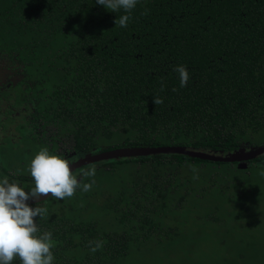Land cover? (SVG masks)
Here are the masks:
<instances>
[{"label":"trees","instance_id":"16d2710c","mask_svg":"<svg viewBox=\"0 0 264 264\" xmlns=\"http://www.w3.org/2000/svg\"><path fill=\"white\" fill-rule=\"evenodd\" d=\"M124 14L96 0H9L0 9V31L13 25L27 43L18 57L28 70L17 85L27 89L34 115L44 116L40 126L62 150H108L113 142V148L226 154L264 133V0H139L122 28L114 21ZM178 65L188 69L186 87L173 71ZM154 97L163 103L154 104ZM13 139L0 137V179L33 187L30 161L20 155L23 148L13 153ZM253 161L264 167L263 158ZM235 164L176 153L102 162L96 170L128 177L115 195L95 194L91 220L81 218L84 208L72 218L78 206L67 214L58 203L44 205L47 215L37 218L41 233L52 232L53 264H120L140 245L170 251L167 244L178 235L169 224L183 212L196 213L199 223L216 222L208 229L222 231L220 242L233 225L239 248L213 247L220 264L264 263L254 233L236 228L248 215L258 221L264 202L245 187L248 172ZM101 208L113 215L115 228L98 230L93 216L99 222ZM97 240L102 247L92 252L88 243ZM176 259L168 263L190 264Z\"/></svg>","mask_w":264,"mask_h":264},{"label":"clouds","instance_id":"9594fccd","mask_svg":"<svg viewBox=\"0 0 264 264\" xmlns=\"http://www.w3.org/2000/svg\"><path fill=\"white\" fill-rule=\"evenodd\" d=\"M138 2L139 0H96L98 5H102L108 11L116 13L123 10L126 13L114 21V24H118L122 28L128 26L130 14ZM0 41L7 44L5 51L10 55L9 59L18 67L22 65L24 60L19 59L18 56L27 47L23 35L20 36L18 31L12 28L11 31L7 30L6 33L0 34ZM173 71L178 73L180 87H186L190 78L187 67L178 65L173 68ZM19 75H24V73L21 74L20 70ZM161 90H163V86ZM152 102L162 104L163 99L154 97ZM72 135L73 133L69 134L71 139ZM0 137H2L1 133ZM12 143L15 146L13 153H17L21 148L18 143L15 144V140ZM242 147L251 148L246 144L240 148ZM48 148H50L49 144L40 140L33 151L35 155L29 153L24 155L30 161L27 171L33 179V187L30 182L26 183V187H21L15 181L10 182L7 176L0 179V264H13L15 260H18L19 264H53L55 257L52 251L54 247L52 232L43 231L41 233L36 222L37 218L43 219L47 215L48 210L43 206V203H51L53 199L72 198L78 189L88 192L95 184V165H90L87 169L82 170L78 180L77 175L73 173L76 170H70L71 163L64 158L68 157L69 151L66 153L59 149L56 150V154H58L56 155L50 154ZM116 148L111 147L108 150ZM92 149L88 152H81L79 155H91ZM119 160L126 159L113 161ZM189 167L194 173L193 178L197 179L198 176L195 175L197 169L193 165H189ZM0 168H2L1 163ZM84 177L92 179L90 182L84 183ZM42 197L47 199L44 198L46 200L40 201ZM29 201H35V203L30 204ZM88 246L92 252H95L102 247V243L98 240L89 241Z\"/></svg>","mask_w":264,"mask_h":264},{"label":"rangeland","instance_id":"374dc122","mask_svg":"<svg viewBox=\"0 0 264 264\" xmlns=\"http://www.w3.org/2000/svg\"><path fill=\"white\" fill-rule=\"evenodd\" d=\"M9 0H0V9H4L6 4ZM15 85V84H14ZM23 96V94H22ZM24 97V96H23ZM3 107H0V110H2ZM4 129H10L6 124H4ZM107 143V142H106ZM249 144H246L248 146H251L253 148H259V146H264V133L256 134L255 136H252L248 142ZM105 144V143H104ZM117 145L116 143H111L110 146ZM107 146V145H104ZM50 154H56V149L53 147L48 148ZM99 150V149H95ZM95 150L91 151L90 153H97ZM58 155V154H56ZM80 155H75L69 159V161H73L74 159L79 158ZM264 159V154L261 157H258L255 159V161L260 162L259 159ZM234 164V163H233ZM258 163L252 162L251 164H246V167H238V164H235V169H243L246 172H248V176L244 179V185L247 189L252 188L258 196H261L262 201L264 202V167L260 168L256 166ZM124 167V166H123ZM120 167L119 169L123 168ZM250 173H249V169ZM81 171L77 170L74 174L77 175L78 180L80 176ZM237 176V173L231 174V178L233 179ZM128 174L122 173L119 171H115V173H109L107 171L100 172L96 170L95 175V184L93 185L92 189L88 192H84L80 189H78L74 196L72 198H66L64 200H57L54 199L50 204H60L61 207L66 210L67 214H71L74 212H69V207H71V204H75V206H78L77 214L71 216L72 218H79L80 212L83 208L85 210V214H83L81 218H85V221L92 219V209L95 210V205L92 204L93 198L95 194L99 190H101L102 193H105L106 195H115L116 192L122 191V185L123 182L127 179ZM91 177H84L83 182L88 183L91 181ZM234 189V187H231ZM256 199V197L254 198ZM81 207V210L79 209ZM251 209V208H250ZM234 210L237 212H243V210L239 209L238 206L234 207ZM98 211V210H97ZM69 212V213H68ZM256 211L251 209L250 214L252 215ZM195 213V212H194ZM180 216L176 217L175 221H171L169 226H174V228L177 231V237L175 240L170 241L169 244H167V249L170 251L164 250V246H150V245H140L137 251H134L133 254L128 255L126 259L121 261L120 264H169L168 261L172 260L173 263L177 260L176 255L183 259V257H186L190 264L197 263V264H220V261L216 254L213 252V247H217L218 250H223L222 245H225L224 250L230 251L228 246H236L239 248V244L236 245L235 242H232V238H235V234L233 231V225H231V229L229 231V234L225 236V239L223 241H219L222 236V231H218L216 234V231L209 230V226H214L213 224H216V222H208L207 221H201L196 220L197 215L195 213V218L191 216H185L184 212L179 213ZM205 214V213H204ZM233 214H235L233 212ZM260 217L258 221L256 220V217L251 216V218L248 215V219H241L238 221L236 228H244L245 231L248 230L249 232L254 233V236L251 240H255L256 248L258 251H260V248L262 249L264 246V204L260 206L259 209ZM94 221L97 223L98 230H111V228H115V221L113 215L109 214L105 209H100V219L99 222L97 220V214H94L93 216ZM252 219V220H251ZM213 223V224H212ZM219 224L222 226V223L219 222ZM229 224H226L224 226H228ZM200 229V235L196 234L197 230ZM248 232V233H249ZM250 234V233H249ZM250 237V236H248ZM225 241V242H224ZM250 241V240H248ZM220 242V243H219ZM248 244V243H246ZM255 248V249H256ZM223 250V251H224ZM164 258H168L165 260ZM254 264H264L262 259H258V262Z\"/></svg>","mask_w":264,"mask_h":264},{"label":"flooded vegetation","instance_id":"af4514ba","mask_svg":"<svg viewBox=\"0 0 264 264\" xmlns=\"http://www.w3.org/2000/svg\"><path fill=\"white\" fill-rule=\"evenodd\" d=\"M12 28V25H8V27L6 26V29L0 31V34L6 33L7 30L11 31ZM6 46L7 44L5 45L0 41V107H3L2 110H0V127L2 130L0 133L2 134V137H13L15 142L19 144L20 148L24 149L21 155L27 153L34 155L33 151L40 140H44L49 146H52L56 150L61 149L58 145L59 141L57 138L46 135L45 132H47V128H44L42 125L40 126V120L44 116L34 115L36 110L32 108V104L28 102L29 97L26 95L27 89L23 87V84L17 85L18 81H21L25 73H27V61H22V68L19 69V67L9 59L10 55L5 51ZM20 70L21 74L24 73V75H19ZM15 82L17 83L15 84ZM4 124H6L8 128H11L13 132H11L10 129H4ZM14 140H12V142H14ZM66 149L69 150L68 147ZM93 150L95 149H92L91 151ZM103 151L105 150H99L101 153ZM67 155L68 157L64 158L69 160L71 157L79 155V153L69 151ZM76 160L77 159L71 161V165ZM252 162L254 161L246 162V164H251ZM91 165H95L98 170L103 168L102 162ZM89 166L90 165L82 166L76 169V171H82ZM46 204L48 205L50 203L44 202L43 206Z\"/></svg>","mask_w":264,"mask_h":264},{"label":"water","instance_id":"95a60500","mask_svg":"<svg viewBox=\"0 0 264 264\" xmlns=\"http://www.w3.org/2000/svg\"><path fill=\"white\" fill-rule=\"evenodd\" d=\"M181 154L188 156L190 158H200L205 161L210 162H224V163H238V167H246V162L254 160L264 153V146H259V148H239L236 151L228 152L223 154L222 152H205L200 150H195L187 147L179 146H161V147H122L112 150H106L100 155L91 156L86 155L83 159H79L70 165V170L74 171L81 166L91 163L100 159L106 160H118V159H129V158H139L148 157L156 154ZM50 195V194H49ZM46 197H42L40 201L46 200ZM30 204L35 203V201H29Z\"/></svg>","mask_w":264,"mask_h":264},{"label":"bare ground","instance_id":"6f19581e","mask_svg":"<svg viewBox=\"0 0 264 264\" xmlns=\"http://www.w3.org/2000/svg\"><path fill=\"white\" fill-rule=\"evenodd\" d=\"M97 153H91V156H95V155H100L101 152H99L98 150L96 151ZM86 155L85 154H80V158H77V160L75 162H77L79 159H83ZM105 161H110V160H106V159H100L91 163H87L83 166H87V165H91V164H96V163H100V162H105ZM82 167V166H81Z\"/></svg>","mask_w":264,"mask_h":264}]
</instances>
